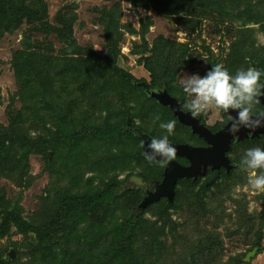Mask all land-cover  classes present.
<instances>
[{
	"label": "trees",
	"instance_id": "1",
	"mask_svg": "<svg viewBox=\"0 0 264 264\" xmlns=\"http://www.w3.org/2000/svg\"><path fill=\"white\" fill-rule=\"evenodd\" d=\"M125 1L134 9L142 7L170 19L190 36L205 20L220 33L234 22L241 27L259 25L264 31V0ZM77 9V4L64 6L52 22L46 0H0V40L26 26L21 47L11 61L17 86L11 103L18 104L17 109L8 125L0 123V176L29 189L31 182L25 177L32 157L44 162L42 174L49 176L39 208L28 216L21 198L10 199L6 189L0 188V240L22 237L18 243L11 240L17 252L13 260L6 256L8 246L0 244V264H251L264 252V210H249L245 195L234 196L233 190L247 182L250 171L236 155L243 156L251 147L264 148V135L233 144L236 166L229 175L224 171L209 186L200 180L178 181L171 207L162 198L136 214L143 196L140 190L127 188L126 182L162 180L164 163L145 158L142 141L133 129L160 136L165 130L152 119L159 114L162 120L176 121L169 141L191 142L195 136L170 107L150 97L141 83L152 89L166 88L190 111L178 78L196 55L190 43L163 35L150 45L146 34L154 24L152 17L141 19L138 33L131 24L122 23L121 1L98 10L105 51L97 52L76 37ZM245 30L238 32L240 38L232 43L224 61L233 74L251 65L264 69V47L249 40L254 38L251 28ZM127 33L141 36L142 43L132 53L139 56L143 80L121 66L125 58L121 42ZM206 51L210 58L205 60V72L222 63L224 56L223 52L215 56L210 47ZM262 111L257 103L252 113ZM211 113L206 110L196 116L204 122ZM221 113L227 122L228 114ZM223 123L217 122L213 130ZM89 172L92 175L86 178ZM182 190L188 193L186 199ZM257 198L263 200L264 195ZM216 199L223 203L231 199L234 211L227 215L222 210V220L230 216L231 235L249 242L245 253L226 261L221 235L201 222L206 214L220 212L223 205L207 213L210 203H218ZM254 250L257 256L246 261Z\"/></svg>",
	"mask_w": 264,
	"mask_h": 264
},
{
	"label": "rangeland",
	"instance_id": "2",
	"mask_svg": "<svg viewBox=\"0 0 264 264\" xmlns=\"http://www.w3.org/2000/svg\"><path fill=\"white\" fill-rule=\"evenodd\" d=\"M49 8L50 20L54 22V18L58 11L62 9L64 6L68 4H77V14L78 21L75 25L76 37L80 44L82 45H92L97 52L103 53L105 51L104 47V38L102 34V26L98 23L99 13L98 10L112 5L114 2H122L123 6V17L122 23L131 24L138 30L140 33L141 30V19H145L146 17H152L154 24L148 30L146 34V38L150 45L153 43V39L158 35H163L170 39H173L177 42L182 43H190L192 46V51L195 59L194 63L189 66V68L184 69L178 78V80L182 83V78L185 77V74L199 73L200 75H204L207 69L206 59L210 58L209 52L206 51L207 47H210L211 50L215 53V56H220L221 53H224L222 63L224 65V61L230 52L232 43L236 40H239L240 36L238 34L239 31L246 32V28L252 29V37L253 39H249L256 43L259 48L264 47V31L261 29V26L255 24H248L247 27H241L240 23H235L232 25L230 29L225 30V32H216L215 24L205 20L197 30V32L190 36L187 33V30L180 25L175 24L170 19H167L157 13L150 12L140 7L137 9L132 8L131 4L126 2L125 0H46ZM227 26L225 23L222 25V29ZM26 26L21 27L15 33L7 34L0 40V92L2 97V102L0 105V123L8 125L10 114L14 113L17 109V105L12 106V96L16 92V80L14 77V73L11 67L12 55L15 50L21 47L22 40L24 38V31ZM242 29V30H241ZM244 29V30H243ZM137 33V34H138ZM126 34L124 39L121 42V51L125 58L121 61V66L128 71H135L138 78L142 79L145 76V72L140 68L137 61L139 56L133 55V49L136 44H141V36L138 34ZM242 34V32H241ZM206 47V48H205ZM251 67H255L251 65ZM257 68V67H256ZM259 69H261L259 67ZM264 70V69H262ZM264 77V76H262ZM146 80L149 81V77H146ZM261 80H264L263 78ZM146 83H141V85ZM207 111L212 112V116L210 118V122L215 121L217 119V115L219 114V110L215 108V106L210 107ZM139 124V121H137ZM151 136V135H150ZM52 153V151L50 152ZM49 153V154H50ZM52 155V154H51ZM50 155V156H51ZM236 157H242L241 155H236ZM235 158V156H234ZM29 170L28 175L25 178H29L30 188H20L17 184H15L9 178L0 176V188H5L7 191V196L10 199L16 198L17 196L21 198V205L24 208L25 216H28L35 212L39 208V199L41 196L45 195V188L49 183V176L47 173L42 174V169L44 168V162L39 157H32L29 162ZM250 174V171H249ZM30 175V176H29ZM92 173L89 172L86 174V178L91 176ZM28 176V177H27ZM124 174L120 176L124 178ZM18 176L16 179L18 180ZM133 179V178H132ZM139 184L140 180H129L126 182L125 186L127 188H135L136 184ZM183 191V190H182ZM184 197L188 196L186 191L182 192ZM233 194L237 198H241L243 195L246 196L247 201L249 202L248 208L249 210H264V199L259 200L257 197L259 194L264 195V191H257L251 189L248 183L240 184L236 186L233 190ZM212 196V195H211ZM183 197V200H184ZM208 198H211L208 196ZM214 199V197H212ZM223 198H219L222 200ZM218 203L212 204L208 207V212L215 205H223L220 208V212L215 214L214 212L210 215L206 214L204 217L205 220H202V226L207 228L214 227L217 232L221 235V239L224 241L225 255L224 260H228L230 257L235 256L239 253H245L248 250V243H246L245 238L236 239L237 237H233L231 235V231L229 230L232 227V220L230 216H227L226 219L222 220L224 216L222 210L227 211V215H230L232 211H234L233 203L231 199L226 200L224 203L216 199ZM210 202V199H209ZM225 204V206H224ZM212 211V210H211ZM179 215L182 214L179 212ZM150 217V215H147ZM202 218V213L200 214ZM174 218H177L174 216ZM179 219V218H178ZM214 230V229H213ZM244 235V234H243ZM242 235V236H243ZM12 241L18 243L22 240L21 236H14ZM10 239L5 238L0 240V244L8 246V251L6 252V256H9L12 260L17 257L16 249L14 248ZM251 253V252H250ZM248 253L247 256L250 254ZM257 256V252L254 256L251 257L250 260L254 259ZM247 260V257L245 259ZM251 264H264V252L258 255L254 260H252Z\"/></svg>",
	"mask_w": 264,
	"mask_h": 264
},
{
	"label": "clouds",
	"instance_id": "3",
	"mask_svg": "<svg viewBox=\"0 0 264 264\" xmlns=\"http://www.w3.org/2000/svg\"><path fill=\"white\" fill-rule=\"evenodd\" d=\"M264 70L256 67L240 68L235 73L221 63L211 65L204 75L185 74L181 87L186 96L185 107L193 115L202 113L215 106L225 112L236 111L229 128L231 135H237L247 129L253 135L259 128H264V112L251 115L254 105L259 102L260 89L264 88ZM153 123L165 130L160 136L152 137L147 143L144 156L152 162L161 164L174 157L175 147L169 141L176 121L162 120L159 114L153 116ZM241 166L250 170L247 183L253 190L264 191V148L251 147L245 150ZM260 170V171H257Z\"/></svg>",
	"mask_w": 264,
	"mask_h": 264
},
{
	"label": "water",
	"instance_id": "4",
	"mask_svg": "<svg viewBox=\"0 0 264 264\" xmlns=\"http://www.w3.org/2000/svg\"><path fill=\"white\" fill-rule=\"evenodd\" d=\"M146 93L155 98L158 103L164 106L170 107L173 111L174 115L177 117L178 121L181 124L190 126L194 134H198L200 137H203L207 143L210 145L209 148H197L189 144H173L171 143L176 151L175 155L186 157L190 162V166L185 167L181 166L175 161H171L166 165L164 172V179L156 188L154 193H149L145 198H143L142 202L135 209V213H142L143 210L148 207L150 204L159 201L162 198H166L168 200L167 206L171 207L173 205L175 199V187L177 181L183 178H194L196 180L200 173V164L202 162L199 160L201 157L206 156L210 157L213 160V168H219V165H224L227 168L228 174L230 173L233 165L230 164V159L226 156V153L231 148V143L235 137H237L238 141H243L248 138H256L260 135H264V128H259L255 131L253 135L248 134L247 129H242L241 132L237 135H231L229 132V128L232 124V120L225 125L223 129L216 133H212L201 121L200 118L195 117L191 112H185L181 109V105L178 99L172 95H170L166 88L163 90L155 88L152 89L148 86V84H143ZM259 101L264 106V88H262V93L259 96ZM227 113L233 118L236 115L235 110H229ZM252 115V114H251ZM257 116V115H253ZM131 125V119H128V126ZM136 137H138L142 141L143 151L145 148L147 149V143L150 142L152 136L141 131L140 129H133L132 131ZM50 153L49 155H51ZM213 162H208L207 164H212ZM218 173L213 179L208 183L211 185L216 181ZM257 250L252 251L248 256L247 260H250L252 256L256 254Z\"/></svg>",
	"mask_w": 264,
	"mask_h": 264
},
{
	"label": "flooded vegetation",
	"instance_id": "5",
	"mask_svg": "<svg viewBox=\"0 0 264 264\" xmlns=\"http://www.w3.org/2000/svg\"><path fill=\"white\" fill-rule=\"evenodd\" d=\"M163 90V89H162ZM261 93H262V90H261V92H260V95H261ZM171 95V94H170ZM258 103H260V105L262 106V109H263V111L262 112H264V106H263V104L259 101ZM181 105V104H180ZM181 109L183 110V111H185L183 108H182V106H181ZM185 112H191V111H185ZM262 112H259V113H257V114H253V113H251L252 115H259L260 113H262ZM227 113V112H226ZM228 114V113H227ZM195 117H197V118H200L201 119V117H199V116H196V115H194ZM211 116H212V114H210L209 115V117H208V120L206 119L204 122L202 121V119H201V121H202V123L212 132V133H216V132H218V131H220L221 129H223L224 127H225V125H227L231 120H232V117L228 114V116H229V120L226 122L225 121V116L221 113V110H219V114L217 115L218 117H217V119L215 120V121H212V122H210V118H211ZM217 122H224L222 125H221V128H219L218 130H213V126H215L216 124H217ZM226 122V123H225ZM184 125V124H183ZM187 126V125H186ZM190 127V126H189ZM191 128V127H190ZM191 131H192V128H191ZM192 133H193V131H192ZM194 134V133H193ZM195 136H194V138H193V140L191 141V142H178V143H176V142H171L170 141V143H173V144H176V145H178V144H189V145H192V146H194V147H197V148H209L210 147V145L207 143V141L203 138V137H200L198 134H194ZM248 139H250V138H248ZM248 139H245V140H248ZM245 140H243V141H245ZM237 142H241V141H238L237 140V137H235L234 138V140L232 141V143H231V148H230V150L226 153V156L230 159V164L231 165H233V167H232V169L236 166V164L235 163H232V158H233V156H234V153H232V149H233V144L234 143H237ZM143 148V147H142ZM201 162H202V164H200L201 166L199 167L200 169V173H201V175H199L198 176V178L196 179V180H194V178H183V179H187V180H189V179H192V180H194V181H201V183L202 182H205L206 183V185L207 186H209V182L213 179V177H215L216 176V173H218V175H217V177H216V181L215 182H217L218 181V178L221 176V174L225 171V173L226 174H228V172H227V168H226V166H224V165H219V168H213L214 166H213V164H214V162H213V160H211L210 159V157L208 158V157H206V156H203V157H201L200 159H199ZM171 161H175V162H177L178 164H180L181 166H185V167H188V166H190V164H191V162L186 158V157H183V156H178V155H175L172 159H170V160H167L166 162H164V170H163V178H162V180L164 179V172H165V168H166V165L169 163V162H171ZM207 161L208 162H213L212 164H207ZM232 169H231V171H232ZM231 171H230V173H231ZM229 173V174H230ZM228 174V175H229ZM183 179H179L178 181H181V180H183ZM162 180H153V179H140V182H139V184H137V183H134L133 181H132V183H134V184H136V189H138V190H140L141 191V193H142V196H143V198H145L149 193H154L155 191H156V188L158 187V185L162 182ZM177 181V182H178ZM215 182H213V183H215ZM212 183V184H213ZM211 184V185H212ZM177 185V184H176ZM166 199V198H165ZM167 200V199H166ZM167 202H168V200H167Z\"/></svg>",
	"mask_w": 264,
	"mask_h": 264
}]
</instances>
